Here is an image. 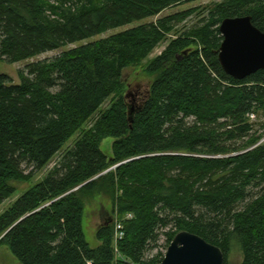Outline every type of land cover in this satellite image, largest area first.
<instances>
[{"label":"trees","instance_id":"1","mask_svg":"<svg viewBox=\"0 0 264 264\" xmlns=\"http://www.w3.org/2000/svg\"><path fill=\"white\" fill-rule=\"evenodd\" d=\"M190 1L0 0V62L27 61ZM195 11L32 63L20 84L0 74V207L16 194L14 183L31 182L99 115L0 216V248L20 264H160L164 254L146 256L163 232L167 247L189 232L219 247L225 264L233 244L240 264H264V123L251 119L264 118V70L240 81L219 62L222 22L249 16L264 32V0H228L172 41L148 66L154 82L129 121L124 72ZM107 139L112 155L101 149ZM102 188L125 219L124 236L117 241L108 221L94 249L85 200Z\"/></svg>","mask_w":264,"mask_h":264},{"label":"rangeland","instance_id":"2","mask_svg":"<svg viewBox=\"0 0 264 264\" xmlns=\"http://www.w3.org/2000/svg\"><path fill=\"white\" fill-rule=\"evenodd\" d=\"M228 0H194L190 2H186L185 4L170 8L164 11L161 15L150 18L148 20H143L141 22H135L131 25L111 30L106 32L96 38H92L87 41H83L76 44H71L65 48L59 49L54 52H49L38 56L36 58L19 62L16 64H8L5 62H0V74L7 75L12 79L13 84H20V71L25 70L30 64L42 61L45 59L54 58L65 51L70 49L82 46L84 44H88L91 42L98 41L100 39H104L110 37L112 35L118 34L120 32L126 31L131 28L138 27L139 25L143 24H150L156 23L160 19L180 14L183 12H187L190 10H196L194 14H192L188 19L184 22L180 23L175 29L174 32L168 35L167 39L149 56L147 60L137 66H133L128 68L124 72V96L127 98V102L130 106L138 107L142 104L143 100L145 99L146 95L148 94L151 85L154 82V77L150 76L146 70L152 61L159 57L171 44L172 41L182 37L186 32L191 30L193 27L197 26L204 18H207L209 13L215 7L219 6L220 4L225 3ZM112 99H109L106 104L103 106L102 110H106L111 106ZM99 115L94 117L86 127L81 130L65 147L64 149L52 160V162L43 170L42 172L38 173L31 182L28 183H14L16 189V194L9 200L5 201L3 205L0 207V216L5 213L13 204L20 199L29 189L34 187L37 183L42 182L52 170L56 168V166L60 163L63 156L71 150L76 142L83 137L84 133L90 129L95 120L98 118ZM259 125L264 123V118H254ZM260 126L257 127L260 130ZM263 129L261 128V131ZM263 132V131H262ZM261 132V133H262ZM114 143L113 139H107L102 142L101 149L108 155H112L111 148ZM115 167L111 168L114 169ZM114 198L109 195L104 188L100 190L97 194L90 196L85 200V215H84V222H83V229L84 234L86 237V241L89 243L91 248L99 247L100 243L97 240V233L98 231L106 225L108 221H111L110 224L114 226L119 223L122 225L124 224L125 219H121L116 212H114ZM127 220L133 218V215L129 214L125 217ZM124 226V225H123ZM168 231V230H166ZM115 249H117L116 245ZM167 247V238L162 233V236L158 242V245L150 251L147 256L146 260L153 258L154 256L162 253L164 255L167 254L168 251ZM243 261V254L240 248L233 244L231 251L229 252L228 256V264H240ZM0 264H20L18 259L13 256L10 252L8 247L3 246L0 248Z\"/></svg>","mask_w":264,"mask_h":264},{"label":"water","instance_id":"3","mask_svg":"<svg viewBox=\"0 0 264 264\" xmlns=\"http://www.w3.org/2000/svg\"><path fill=\"white\" fill-rule=\"evenodd\" d=\"M220 32L223 42L219 62L228 76L242 81L264 70V32L253 25L251 17L225 19ZM136 108L130 106L129 109L131 124ZM160 264H225V255L219 247L200 236L181 232Z\"/></svg>","mask_w":264,"mask_h":264},{"label":"built area","instance_id":"4","mask_svg":"<svg viewBox=\"0 0 264 264\" xmlns=\"http://www.w3.org/2000/svg\"><path fill=\"white\" fill-rule=\"evenodd\" d=\"M251 118L254 119L255 116H251ZM122 230H123L122 225L121 224H117V226H116V240L117 241L121 240L123 238V236H124V233H123ZM128 264H135V263L129 262Z\"/></svg>","mask_w":264,"mask_h":264},{"label":"bare ground","instance_id":"5","mask_svg":"<svg viewBox=\"0 0 264 264\" xmlns=\"http://www.w3.org/2000/svg\"><path fill=\"white\" fill-rule=\"evenodd\" d=\"M252 119V118H251ZM253 120V119H252ZM119 241V240H118ZM115 251H117V250H115ZM117 253V252H116Z\"/></svg>","mask_w":264,"mask_h":264}]
</instances>
